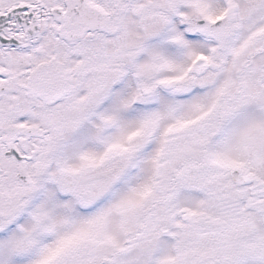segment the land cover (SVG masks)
<instances>
[{"label":"snow or ice","instance_id":"obj_1","mask_svg":"<svg viewBox=\"0 0 264 264\" xmlns=\"http://www.w3.org/2000/svg\"><path fill=\"white\" fill-rule=\"evenodd\" d=\"M0 264H264V0H0Z\"/></svg>","mask_w":264,"mask_h":264}]
</instances>
